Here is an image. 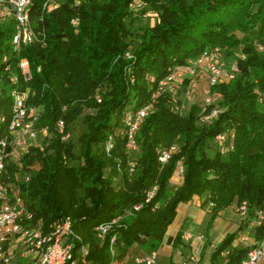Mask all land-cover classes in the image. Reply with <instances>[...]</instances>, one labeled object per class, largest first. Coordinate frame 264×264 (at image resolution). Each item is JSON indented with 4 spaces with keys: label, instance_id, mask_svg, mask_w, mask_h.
Instances as JSON below:
<instances>
[{
    "label": "trees",
    "instance_id": "1",
    "mask_svg": "<svg viewBox=\"0 0 264 264\" xmlns=\"http://www.w3.org/2000/svg\"><path fill=\"white\" fill-rule=\"evenodd\" d=\"M44 1L31 0L28 9L30 25L43 33V43L20 46L14 54L13 24L0 20V115L6 119L0 137L6 134L12 87L29 89L26 106L38 109L35 128L48 136L40 148L31 145L21 155L20 171L8 164L0 173V184H12L31 214L29 224L39 222L48 232L57 220L69 217L80 239L76 247L86 250L82 255L75 248L72 259L111 264L133 245L155 252L178 204L194 196H203L201 206L211 204L214 212L245 202L244 225L251 223L254 211L264 207V0H140L157 18L134 32L127 26L134 16L133 0H85L75 7L60 0L49 11L42 10ZM212 48L227 56L239 52L233 57L235 76L209 87L214 101L204 113L212 107L221 112L201 123L202 105L190 104L179 114L174 109L182 105L181 98L160 94L134 135L135 152L127 153L121 123L126 109L148 105L170 70ZM21 58L31 78L28 83L18 78L13 85L4 67L16 74ZM57 121L63 124L61 134ZM77 123L80 131L73 136ZM222 133L233 135L226 160L219 149L207 157L208 141ZM108 136L113 148L106 156ZM172 145L175 152L160 164L157 150ZM173 176L181 178L175 189L169 187ZM151 187L155 193L144 203ZM113 219L118 220L98 239L94 228ZM263 231L256 228L255 238ZM236 235L223 238L209 264H239L247 248H231Z\"/></svg>",
    "mask_w": 264,
    "mask_h": 264
},
{
    "label": "built area",
    "instance_id": "2",
    "mask_svg": "<svg viewBox=\"0 0 264 264\" xmlns=\"http://www.w3.org/2000/svg\"><path fill=\"white\" fill-rule=\"evenodd\" d=\"M60 0H45L42 10H51L55 8ZM85 0H70V6H77ZM31 0H0V20L9 21L13 24V35L10 39V48L14 54L18 52L20 46H31L33 44L43 43V33L36 32L32 29L29 18L28 9ZM146 5L140 0H133L130 4L131 11L143 9ZM71 25H76V20L71 21ZM125 57H128L126 54ZM7 58L2 57L1 61L5 63ZM17 73H10V66L6 65L4 71L8 73V80L15 85L17 79H21L23 83H28L31 75L28 62L21 58L17 61ZM203 73L206 76L208 89L202 103L200 113V122L209 123L215 119L221 112L218 108L212 107L208 113L205 107L212 106L213 99L209 93V87L227 82L231 80L236 72H228L221 63V52L217 48L204 51L194 61H188L182 67H175L170 73L161 80L150 96V103L137 110L126 109L122 114V127L124 131L125 150L132 154L136 150L134 135L140 127L142 120L151 110L152 103L160 94L166 93L171 99L176 94L181 82L189 80L198 74ZM205 72V73H204ZM132 82V79L130 80ZM29 93L27 87L18 89L12 87L8 92L10 101L8 123L6 134L0 137V173L4 172L5 166L13 164L20 171L19 158L25 153L31 145L40 148L42 142L46 138L45 129H36L35 121L38 109L28 108L26 99ZM96 102L100 100L97 95L94 96ZM179 114L183 112V106L175 108ZM6 123L4 116L0 115V125ZM55 128L58 134L63 131V124L57 121ZM67 135L61 137L65 140ZM233 135L218 134L214 137V141L219 145L220 154H226L232 149ZM113 148L111 136H108L104 145L103 152L109 155ZM176 147L159 148L157 150V161L164 164L170 156L175 152ZM134 164L129 161L127 163V172L131 174ZM176 174H181V166L176 169ZM24 181L27 177H24ZM156 187H151L145 192L144 203H148L155 193ZM211 207V204H208ZM140 206H133L132 211L138 210ZM236 214L244 220L247 215V205L240 202L235 207ZM32 219L31 214L25 209L21 197L16 192L15 187L10 184H0V264H79L72 259L73 252L76 248L82 255L86 253L84 246L77 245L80 239L71 228V220L69 217H62L50 226L48 232H42L40 223L29 224ZM113 219L108 223L98 225L94 228V233L98 239H102L110 228L117 222ZM250 225L264 230V207L254 211L253 220ZM185 241L191 239L187 233L183 234ZM197 242L202 241L201 236H196ZM114 241L111 237L109 244ZM75 250V251H76ZM112 255L113 251L109 248ZM155 252H148L145 256L135 257L133 264H154ZM190 262H194L193 257H189ZM239 264H264V231L260 238L252 242L247 251L239 262Z\"/></svg>",
    "mask_w": 264,
    "mask_h": 264
},
{
    "label": "crops",
    "instance_id": "3",
    "mask_svg": "<svg viewBox=\"0 0 264 264\" xmlns=\"http://www.w3.org/2000/svg\"><path fill=\"white\" fill-rule=\"evenodd\" d=\"M180 183V177H172L169 187L175 189ZM202 201L203 196H194L189 202L178 204L175 217L167 227L159 247L155 250L154 264H209L210 253L226 235L237 234L231 244L233 249L240 244H248L249 247L256 240L254 235L256 227L250 224L244 225L246 221L244 222L236 214V206L231 205L214 212L208 205L202 207ZM185 233L191 236L188 241L182 238ZM249 235L251 236L249 237ZM196 236H201L202 241L197 242ZM244 236L247 241L242 242ZM147 253L143 248L133 245L129 247L122 260L114 261L111 264H133L135 257L145 256ZM190 256L194 258V262L188 260Z\"/></svg>",
    "mask_w": 264,
    "mask_h": 264
},
{
    "label": "rangeland",
    "instance_id": "4",
    "mask_svg": "<svg viewBox=\"0 0 264 264\" xmlns=\"http://www.w3.org/2000/svg\"><path fill=\"white\" fill-rule=\"evenodd\" d=\"M132 12L134 13V16L133 15L131 16V18L133 20H128V23H127L128 28L132 32L135 31L136 27H140L142 25L152 26L156 22V18H157L156 12L154 11V9H150V6L148 7L146 5L143 9H140L138 11H132ZM128 19H130V18H128ZM231 54H232L231 56H227L225 53H222L221 63L223 65V67L225 68V70L232 73L234 71V68H235L234 62H233V59H234L233 57L237 56L239 54V52H238V50H234ZM234 74H235V72H234ZM196 76H194L193 79L192 78L189 79L190 82L188 80H185L187 82L185 84L182 83L179 86V89L177 90L176 98H179V97L181 98L180 100L182 102L183 112L190 104L195 103L198 105H202V103H203V99L205 97V92L208 89L206 76H204V74L201 72H198V75H196ZM195 78H197L198 81L195 80ZM151 79H152V76L148 75L147 82H150ZM71 131H72L73 136L78 135L79 131H80L79 123L75 124L72 127ZM47 137L48 136H46V138ZM207 144H208V147L205 150V154L207 157L211 158V157H213V155L215 154L217 149H219V145L213 139L209 140ZM220 158L223 160H226L227 154H223V156L221 155ZM173 178H175V176H173ZM250 236L251 235H249V237ZM241 241L242 242L247 241L246 237L245 236L242 237ZM245 246L248 247V244L238 245V247H240V248L245 247ZM220 260L221 259L219 258L218 261L220 262Z\"/></svg>",
    "mask_w": 264,
    "mask_h": 264
},
{
    "label": "clouds",
    "instance_id": "5",
    "mask_svg": "<svg viewBox=\"0 0 264 264\" xmlns=\"http://www.w3.org/2000/svg\"><path fill=\"white\" fill-rule=\"evenodd\" d=\"M187 80V79H186ZM189 81V80H188Z\"/></svg>",
    "mask_w": 264,
    "mask_h": 264
}]
</instances>
